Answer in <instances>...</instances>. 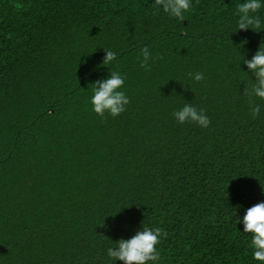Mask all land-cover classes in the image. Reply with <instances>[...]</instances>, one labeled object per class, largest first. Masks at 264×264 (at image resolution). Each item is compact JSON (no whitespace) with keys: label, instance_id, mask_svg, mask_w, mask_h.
I'll use <instances>...</instances> for the list:
<instances>
[{"label":"trees","instance_id":"trees-1","mask_svg":"<svg viewBox=\"0 0 264 264\" xmlns=\"http://www.w3.org/2000/svg\"><path fill=\"white\" fill-rule=\"evenodd\" d=\"M190 2L181 20L154 0H0V264H123L107 249L145 227L167 233L156 264H264L240 222L264 202L243 63L264 30L236 31L243 0ZM111 71L130 102L102 118L92 84ZM185 104L209 126L179 124Z\"/></svg>","mask_w":264,"mask_h":264},{"label":"clouds","instance_id":"clouds-1","mask_svg":"<svg viewBox=\"0 0 264 264\" xmlns=\"http://www.w3.org/2000/svg\"><path fill=\"white\" fill-rule=\"evenodd\" d=\"M154 5L171 17L181 20L192 7L190 0H154ZM261 7V0H243L238 4L236 31L251 29L258 32L264 30L260 17L256 15ZM103 50L105 55L102 65L108 66L116 60L117 53L110 49ZM140 52L142 55L140 67L148 70L149 61L152 59L151 52L148 47L142 48ZM243 63L254 77V83L250 89H244V94L249 97L250 115L255 119L259 116L261 107L259 104H255L252 98L264 100V48L260 46L251 59H244ZM188 75L196 82L204 80V75L200 72ZM124 83L125 77L120 72L111 71L107 78L98 79L92 84L91 104L95 114L103 118L107 113L114 118L126 110L125 106L130 101L125 92L121 90ZM173 117L179 124L193 123L201 128H207L210 124L204 111L191 104H185L180 110L173 112ZM240 222L243 224V232L251 234L252 258L264 262V202L247 208ZM166 236L167 233L160 227H145L129 239L116 241V247L108 248L107 255L114 261H122L123 264H149V262L156 264L161 255L157 246L160 244L161 237Z\"/></svg>","mask_w":264,"mask_h":264}]
</instances>
